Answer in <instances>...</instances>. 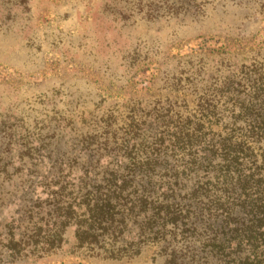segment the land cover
I'll return each mask as SVG.
<instances>
[{
	"label": "trees",
	"instance_id": "trees-1",
	"mask_svg": "<svg viewBox=\"0 0 264 264\" xmlns=\"http://www.w3.org/2000/svg\"><path fill=\"white\" fill-rule=\"evenodd\" d=\"M224 1L217 13L230 2L264 16V0ZM205 5L172 0L166 16ZM232 68L165 72L149 96L79 115L73 101L49 110L46 96L11 111L15 126L0 118V212L16 204L0 264H62L63 252L122 264L148 251L152 264H264V55Z\"/></svg>",
	"mask_w": 264,
	"mask_h": 264
},
{
	"label": "rangeland",
	"instance_id": "rangeland-1",
	"mask_svg": "<svg viewBox=\"0 0 264 264\" xmlns=\"http://www.w3.org/2000/svg\"><path fill=\"white\" fill-rule=\"evenodd\" d=\"M201 1L207 5L199 15L169 18L166 6L172 0H0V118L15 126L11 111L29 103L35 107L33 102L46 96L49 110L54 100L73 101L80 104L74 110L79 115L99 100L110 107L149 96L161 87L165 72H227L232 67L234 72L235 66L264 55V16L253 12V4L241 12L229 2L222 15L217 11L226 1ZM237 11L241 17L235 21ZM220 58L226 67L217 66ZM37 116L38 110L28 123ZM12 163L18 166L15 158ZM35 193L40 195V189ZM15 208L9 203L0 212L1 232L9 209ZM66 238L71 243L70 231ZM152 256L148 251L122 264H152ZM59 259L62 264H107L78 261L66 252Z\"/></svg>",
	"mask_w": 264,
	"mask_h": 264
}]
</instances>
